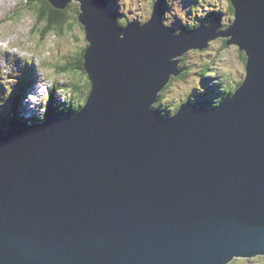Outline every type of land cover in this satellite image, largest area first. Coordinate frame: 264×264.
Returning a JSON list of instances; mask_svg holds the SVG:
<instances>
[{"label": "water", "instance_id": "1", "mask_svg": "<svg viewBox=\"0 0 264 264\" xmlns=\"http://www.w3.org/2000/svg\"><path fill=\"white\" fill-rule=\"evenodd\" d=\"M232 5L235 25L222 34L247 50L245 84L218 107L189 103L168 119L148 105L175 70L170 56L202 47L219 19L174 36L154 4L153 20L117 43L106 0H84L88 105L0 127V264H225L264 254V0Z\"/></svg>", "mask_w": 264, "mask_h": 264}, {"label": "clouds", "instance_id": "2", "mask_svg": "<svg viewBox=\"0 0 264 264\" xmlns=\"http://www.w3.org/2000/svg\"><path fill=\"white\" fill-rule=\"evenodd\" d=\"M68 3L73 6V11L66 15L62 14L64 22L52 23L50 28L51 10L40 18V12L45 7L40 0H11L7 5L6 12L12 8H16L17 11L7 16L5 23L0 24V56L6 61L13 59L16 71L15 74L5 77L7 84L2 87L3 92L0 93V108L4 107L13 93L14 86L21 75L16 68V60L20 61L21 67L28 66L35 69L38 77L37 83L43 80L48 83L49 87H53L57 76L54 69L63 64L65 61L62 58L69 54L67 43L71 42L72 54L80 49L87 54L91 48L92 42L88 38L87 26L81 19L85 15L84 0H67L66 4ZM128 3L129 0H115L116 14L111 11L116 16V27L120 29L116 35L117 43L125 39V30L130 25L136 24L138 28L143 29L153 20L154 4L160 5L162 13L160 23L166 29H172L178 20L183 27L188 29L186 32L196 31L201 27L209 26L207 19L209 14L217 13L220 16V23L216 29L217 35L208 39L202 47H188L170 56L169 63L175 66V70L168 73L162 85L155 91L152 102L148 105L149 111H158L161 116L168 119L175 118L185 105L197 103V94L205 93L206 89L202 80L206 78L211 80L210 86H216L221 93L213 99L212 107L220 106L226 98L231 99L245 84L250 61L247 50L235 42L231 35L222 34L228 32L237 19L236 7L232 15L223 11V4L228 3V0H222V2L221 0H194V3H190L187 7L184 6L185 0H139L135 13L128 8ZM231 3L234 4V0H231ZM51 4L54 5L52 0ZM45 28L49 30L45 32ZM172 34L180 36L181 29L176 28ZM222 53H227V55ZM83 82L87 84L86 76L83 77ZM64 91L65 89L61 88L55 93L60 102L56 105H51L54 100L50 92L48 104H45L46 111L32 107L29 97L33 96V92L26 95L24 103L28 104L30 109L37 114L38 122H43L49 117L78 114L88 105L90 100L88 88L84 89L83 95L77 94L78 100L72 102L71 99H66L60 94ZM35 96L39 95L35 93ZM54 107L58 109L53 110V115H51L50 110ZM35 119H28L26 123L31 126L33 122H36ZM14 120H18L16 114L7 120L1 117L0 127L6 125L4 128H7ZM258 256H264V254ZM253 257L242 258L252 259ZM236 258L240 257L228 259L225 264H244L242 260Z\"/></svg>", "mask_w": 264, "mask_h": 264}, {"label": "rangeland", "instance_id": "3", "mask_svg": "<svg viewBox=\"0 0 264 264\" xmlns=\"http://www.w3.org/2000/svg\"><path fill=\"white\" fill-rule=\"evenodd\" d=\"M11 2V0H0V24L6 22V17L11 16L15 14L17 11L16 8H12L8 10L7 12L5 11L7 5ZM138 2L139 0H129L128 3V8L133 10V13H135L137 7H138ZM222 2V0H221ZM190 3H194V0H185L184 6L187 7ZM107 4L109 6V9L116 14L115 11V0H107ZM219 6V5H218ZM167 10V9H166ZM223 11H225L228 15H232V12L230 13L228 3L223 4ZM208 22L211 20L210 14L208 16ZM174 29L180 28L181 32L186 31V27H183L180 22L177 20L176 23L173 26ZM44 31H48V29H44ZM77 43H79L77 41ZM67 46L69 48V54L66 57H63L64 63L60 64L58 67L54 69V71L57 73L56 80L54 81V86L49 87L48 83H45V81L40 80L39 83L37 74L35 72V69L33 67H28L20 66V61L16 60L15 65L17 70L21 73V75L18 77V83L14 86L13 93L5 103L4 107L0 108V118H10L12 115H17L20 116L21 112L24 114V116L27 117V115L31 116L36 123L38 122V117L37 114L30 109L28 104L24 103V98L29 92H34L33 90H37L36 93L39 95V100L34 99L33 96L29 97V102L32 105V107L36 108L37 110L43 109L45 110V104L48 102V95L51 92V97L53 98L54 102L51 105H56L59 104L58 98L55 96V93L57 92L58 89H65L64 92L60 93L61 95L65 96L66 99H71L72 101L78 100L79 95H83L82 90L80 89V85H83V75H79V73L74 72L73 70L70 69H63V66L67 65L68 62L74 61L78 58L79 54L81 53L80 50L75 52V54H72V45L71 42L67 43ZM223 55H227V53H222ZM13 57H15V54H13ZM15 67H14V62L13 59H8L7 61L5 60L4 57L0 56V93L3 92L2 87H4L7 84V80L5 77L15 74ZM78 74V77H77ZM33 81L34 84L32 87H27V83ZM63 81V83H61ZM42 82L45 83V85L41 88ZM202 84L205 87L206 91L203 95L197 94L196 100L203 99V98H216L218 94H216L213 89L209 90L208 87H213L210 86L211 80L209 78L203 79ZM36 86V87H35ZM39 86V87H38ZM46 87V90H45ZM40 90V91H39ZM45 90V91H44ZM52 90V91H51ZM44 91V92H43ZM20 93V96H16V93ZM43 92V93H42ZM42 93V94H41ZM41 94V95H40ZM18 103V105H16ZM48 104V103H47ZM27 109V110H26ZM57 107H54L50 110V114H52L53 110H57ZM26 110V111H24ZM46 111V110H45ZM29 119V118H28ZM46 121V120H45ZM6 127V125H3ZM238 260H242L244 264H264V256H256L253 257L252 259L248 258H236Z\"/></svg>", "mask_w": 264, "mask_h": 264}, {"label": "trees", "instance_id": "4", "mask_svg": "<svg viewBox=\"0 0 264 264\" xmlns=\"http://www.w3.org/2000/svg\"><path fill=\"white\" fill-rule=\"evenodd\" d=\"M40 3H42V4L45 5V7L40 12V18H43L44 15L46 13H48L49 10H51V13H50L51 14V19L49 21V28L51 27V24L52 23L60 24V23L64 22L63 19H62V14L63 15H66L68 12H72L73 11V6L71 5V3L64 10H62V9L59 10V9L54 8L50 4V2L48 0H40ZM229 4H231V7H229ZM228 7H229L230 13L231 12L233 13L234 12V7H233V5L231 3V0H228ZM217 16H219V14H217V13L210 14V18L211 19L212 18H215ZM49 28H45V29H48L49 30ZM80 52L81 53L79 54L78 58L76 60H74V61L68 62L67 65L63 66V69L64 70L70 69V70H73L76 73H79V75H83L84 77L86 76L87 79H88L87 84L84 83L83 85H80L79 87L82 90V92H84V89L85 88H88L89 89L88 95H89L90 94V91L92 90V82H91V80L89 78V75H88V73H87V71L85 69V66H84V54H85V52H84L83 49H80ZM208 89L209 90H212L213 89V91L216 94L220 93L218 91V88L216 86L208 87ZM18 94L20 96V93L19 92L16 93L15 95L18 96ZM220 95H221V93H220ZM213 99L214 98H204V99L196 100V102L199 103V104H209V103H212ZM47 115H48V113H47Z\"/></svg>", "mask_w": 264, "mask_h": 264}, {"label": "bare ground", "instance_id": "5", "mask_svg": "<svg viewBox=\"0 0 264 264\" xmlns=\"http://www.w3.org/2000/svg\"><path fill=\"white\" fill-rule=\"evenodd\" d=\"M206 87V86H205ZM40 91V90H39ZM45 107V106H44ZM16 117L18 118V121H20L21 123H26V121L28 120V115H27V117L26 116H24V114H22V112H21V114H20V116H17L16 115ZM30 118V117H29ZM38 123V122H37ZM24 128V127H23Z\"/></svg>", "mask_w": 264, "mask_h": 264}]
</instances>
